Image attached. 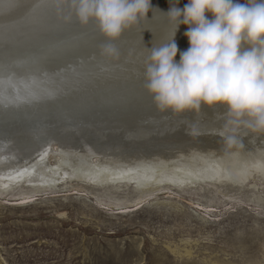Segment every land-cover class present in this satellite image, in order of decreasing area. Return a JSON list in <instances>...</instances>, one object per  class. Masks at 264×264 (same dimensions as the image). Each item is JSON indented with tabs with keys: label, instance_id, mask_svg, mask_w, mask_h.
I'll use <instances>...</instances> for the list:
<instances>
[{
	"label": "bare ground",
	"instance_id": "bare-ground-1",
	"mask_svg": "<svg viewBox=\"0 0 264 264\" xmlns=\"http://www.w3.org/2000/svg\"><path fill=\"white\" fill-rule=\"evenodd\" d=\"M187 2L179 0L176 4L175 0H163L154 12L149 11L139 23L126 29V35L113 41H99L113 43L118 49L124 45L128 47L127 71L116 73L119 79L109 85L120 84L124 78H144V63L137 64L136 52L169 42L176 26L170 22L167 12L173 5L183 8ZM206 15L211 18L210 13ZM187 28L181 24L173 37L178 51L189 47L184 35ZM89 33L102 38L96 27H88L77 33L75 39L91 52L93 45ZM86 52L83 51V56L87 60ZM148 54L149 50L145 58ZM134 67L139 69L135 77L131 72ZM207 110L217 113L216 121L212 126L201 122L194 129L187 127L191 123L180 121L175 128L163 124L161 128L140 131L135 117L122 124L97 117L101 119L97 124L91 123L96 120L93 119L88 121L90 124L74 130L66 125V131L49 136L47 140H37L26 135L23 126L17 127L11 131L19 134V140L0 136V198L16 197L20 203H26L39 195L60 191L90 193L92 191L87 188L90 186L103 188L105 195L95 196L99 204L126 209L140 207L160 192L181 193L197 187H211L213 196L207 198L205 207L229 197L236 203L254 204L264 209V176L252 172V166L260 163L264 137L241 129L237 142L229 146L220 134L225 109L203 106L195 113L201 116ZM171 129H176L174 135L168 133ZM246 171V179L233 178ZM246 187L249 190L244 192ZM124 188L131 190V196H118L119 190ZM168 248L183 258H191L193 254L187 247L181 250L168 245ZM207 264L222 263L210 261ZM257 264H264V259Z\"/></svg>",
	"mask_w": 264,
	"mask_h": 264
},
{
	"label": "rangeland",
	"instance_id": "rangeland-1",
	"mask_svg": "<svg viewBox=\"0 0 264 264\" xmlns=\"http://www.w3.org/2000/svg\"><path fill=\"white\" fill-rule=\"evenodd\" d=\"M87 188L92 192L60 191L26 203L0 198V264H257L264 259L260 206L223 197L205 207L211 187H197L114 209L95 199L105 195L103 188ZM117 194L131 196V190ZM168 245L191 248L192 257L183 258Z\"/></svg>",
	"mask_w": 264,
	"mask_h": 264
},
{
	"label": "clouds",
	"instance_id": "clouds-1",
	"mask_svg": "<svg viewBox=\"0 0 264 264\" xmlns=\"http://www.w3.org/2000/svg\"><path fill=\"white\" fill-rule=\"evenodd\" d=\"M176 4L179 0H175ZM76 19L97 22L113 41L144 19L151 0H59ZM206 13L211 14L209 18ZM170 22L188 28L189 47L180 51L172 39L149 49L144 63V87L161 113L199 112L203 106H221V136L231 146L241 129L264 134V0H188L173 5ZM67 19H70L67 18ZM100 54L118 59L113 43Z\"/></svg>",
	"mask_w": 264,
	"mask_h": 264
},
{
	"label": "snow or ice",
	"instance_id": "snow-or-ice-1",
	"mask_svg": "<svg viewBox=\"0 0 264 264\" xmlns=\"http://www.w3.org/2000/svg\"><path fill=\"white\" fill-rule=\"evenodd\" d=\"M72 17L59 0H0V136L19 140L10 129L13 120L26 135L47 140L66 125L74 130L97 117L122 124L147 108L134 79L108 87L119 79L116 73L127 71V45L119 48L118 59L105 57L97 51L99 37L89 33L93 47L86 60L84 45L75 39L83 25ZM148 50L136 52L137 64L145 63ZM138 71L131 69L133 77ZM259 156L252 172L264 176V151Z\"/></svg>",
	"mask_w": 264,
	"mask_h": 264
},
{
	"label": "water",
	"instance_id": "water-1",
	"mask_svg": "<svg viewBox=\"0 0 264 264\" xmlns=\"http://www.w3.org/2000/svg\"><path fill=\"white\" fill-rule=\"evenodd\" d=\"M163 0H151V6L152 8L149 10L151 13L152 11L154 12L157 8L159 7L160 4H162ZM186 2V1H185ZM72 19L74 21L78 20L76 19L75 15L73 14ZM88 27H96V30L98 32H100L97 22L95 20L90 21L87 25H83V28H88ZM128 32L124 31L123 34L121 36L126 35ZM102 38L99 39L100 42H104L105 39L107 40L108 38L105 37L102 33H99ZM109 43V42H107ZM88 47H84L83 51L86 52ZM184 49V47L182 48ZM92 51V50H91ZM86 53H90L89 50ZM179 56H180V50L177 52V56H176V60H179ZM178 58V59H177ZM135 83L137 84V86L139 87V89L142 92V96L144 99L145 104L147 105V108H145L143 111H141L140 113H138V115L135 117V121L138 124H136V127L141 131H145V129L147 128H153L155 129L156 126H159L158 128H161L163 126V124H168L169 126L173 125L172 128H175L174 126H178L177 124H179L178 122L180 121H184L187 122L188 124L191 123V125H188L187 127L189 128H193L194 126L196 127V124L199 125V123L201 122H206V124L208 126H212V124L216 121L217 117V113H215L214 111L211 113L210 111H204L203 113H201V116H199V114L192 112V111H187L185 113L182 114H170L169 112L166 113H161L157 110L156 106L154 105L153 101H152V97L151 95H149V93L147 92V90L144 87V78H140V79H134ZM121 84V83H120ZM120 84H117L115 86L109 85L108 87L114 88V89H118L120 87ZM207 108H209V106H206ZM210 108H214V107H210ZM217 108H222L221 106H217ZM172 115V116H171ZM171 116V117H169ZM101 119H96L94 120L93 124H97L100 122ZM175 121H177L176 123H174ZM142 122V123H140ZM174 123V124H173ZM85 124H90L88 122H86ZM23 126V124L17 120H13L11 121L10 124V129L14 130L17 127H21ZM197 126V127H198ZM207 126V127H208ZM24 127V126H23ZM157 128V129H158ZM176 129H171L168 133L170 134H175Z\"/></svg>",
	"mask_w": 264,
	"mask_h": 264
}]
</instances>
